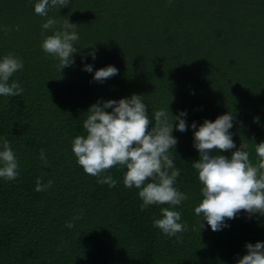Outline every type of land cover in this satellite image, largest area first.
<instances>
[{"label": "trees", "instance_id": "16d2710c", "mask_svg": "<svg viewBox=\"0 0 264 264\" xmlns=\"http://www.w3.org/2000/svg\"><path fill=\"white\" fill-rule=\"evenodd\" d=\"M34 2L0 0V58L11 52L24 61L10 78L22 95L0 96V138L19 162L16 180L0 178V264H237L247 243L264 242L259 214L241 212L217 232L203 221L200 230L194 210L202 185L192 167L199 153L190 127L232 111L237 148L241 140L264 142V0H70L48 13L78 25L75 63L60 72L41 48L51 31L42 29L46 18L35 14ZM109 65L118 74L94 81V72ZM133 94L144 96L150 118L168 105L172 115L187 113L189 128L174 126L171 150L180 170L175 186L189 195L175 209L189 228L178 234L182 243L153 225L167 205L141 211L138 190L123 184L126 169L105 173L117 181L109 187L86 174L72 152L74 137L86 135L91 105ZM38 177L52 187L36 192Z\"/></svg>", "mask_w": 264, "mask_h": 264}, {"label": "clouds", "instance_id": "9594fccd", "mask_svg": "<svg viewBox=\"0 0 264 264\" xmlns=\"http://www.w3.org/2000/svg\"><path fill=\"white\" fill-rule=\"evenodd\" d=\"M30 3L33 0H29ZM171 3V0H169ZM70 0H35L34 12L46 20L42 29L51 31L43 35L41 48L50 57L59 61V72L75 63L74 54L78 53L75 46L80 37L77 24L71 23L68 17L62 21L49 17L50 10H60L68 7ZM19 31V26L16 27ZM5 33L12 31L5 28ZM88 53L96 59L94 46ZM84 59V57H82ZM24 67V61L14 53H8L0 58V96H20L24 89L18 81L10 78ZM84 71L92 73V65L85 64ZM118 74L114 66L102 67L94 72L93 80L103 82ZM142 95L133 94L130 98L119 100L97 101L87 111L83 121L86 135H77L72 140V152L77 164L84 172L97 178L100 184L115 187L117 181L112 175H105L113 168L126 169L123 184L126 188L138 190L142 201L141 211L149 206L160 207L162 218L153 221L168 237H176L177 243H182L180 233L189 230L186 222H181V212L175 210L189 195L180 191L175 185L180 176V170L175 167L171 150L178 141L172 135L175 130L183 133L189 125L184 117L187 113L180 111L172 115L169 105L151 114ZM111 109V111H106ZM154 119V124H153ZM236 116L234 112L218 116L214 121L205 119L198 127L193 122L194 148L199 158L192 163L198 173L202 200L195 207V215L202 217L199 224L203 230L204 223L213 232L228 227L227 220L238 217L241 212L250 218L259 214L264 216V142L241 140L237 148L233 133ZM254 123H259V117H254ZM253 145L256 161L252 159L249 143ZM0 178L5 181L16 180L19 175V162L12 144L7 138H0ZM235 149V151H232ZM231 152V156L219 153ZM40 160L48 165L45 150H40ZM42 177L36 180V192L47 191L52 187V180L42 183ZM81 219L77 215L66 223V227H75V221ZM201 232V231H200ZM246 254L238 259L237 264H264V242L247 243Z\"/></svg>", "mask_w": 264, "mask_h": 264}]
</instances>
